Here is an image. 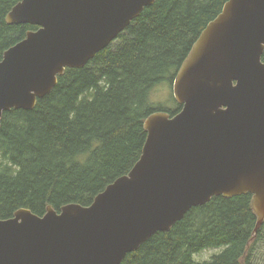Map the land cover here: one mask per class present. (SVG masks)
Here are the masks:
<instances>
[{
    "label": "water",
    "instance_id": "95a60500",
    "mask_svg": "<svg viewBox=\"0 0 264 264\" xmlns=\"http://www.w3.org/2000/svg\"><path fill=\"white\" fill-rule=\"evenodd\" d=\"M156 0H21L9 24L39 28L0 61L4 112L32 110L66 68H82ZM264 0H227L174 80V115L150 114L142 154L89 206L0 219V264H121L215 196L251 193L264 223Z\"/></svg>",
    "mask_w": 264,
    "mask_h": 264
},
{
    "label": "trees",
    "instance_id": "16d2710c",
    "mask_svg": "<svg viewBox=\"0 0 264 264\" xmlns=\"http://www.w3.org/2000/svg\"><path fill=\"white\" fill-rule=\"evenodd\" d=\"M21 0H0V61L32 24H9ZM227 0H156L82 68H66L50 94L32 110L12 109L0 126V219L28 208L43 216L51 205L89 206L139 160L145 119L172 109L154 99L178 70L205 27ZM264 61V54H263ZM161 106V107H158ZM253 194L215 196L193 207L171 229L158 231L121 264H254L264 223ZM221 248L210 260L194 258Z\"/></svg>",
    "mask_w": 264,
    "mask_h": 264
},
{
    "label": "rangeland",
    "instance_id": "374dc122",
    "mask_svg": "<svg viewBox=\"0 0 264 264\" xmlns=\"http://www.w3.org/2000/svg\"><path fill=\"white\" fill-rule=\"evenodd\" d=\"M154 99L157 103H159L162 106H166L169 108H176L177 101L174 97V90L173 87H170L169 85L165 84L163 86H160L154 93ZM161 107V106H158ZM221 248H208L203 250L200 253H196L194 255V258L197 261H206L210 260L211 257L220 252ZM254 264H264V232L262 239L257 245V251L253 258Z\"/></svg>",
    "mask_w": 264,
    "mask_h": 264
}]
</instances>
